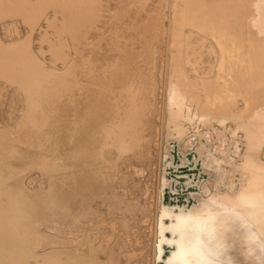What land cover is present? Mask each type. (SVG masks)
Instances as JSON below:
<instances>
[{
  "label": "rangeland",
  "instance_id": "374dc122",
  "mask_svg": "<svg viewBox=\"0 0 264 264\" xmlns=\"http://www.w3.org/2000/svg\"><path fill=\"white\" fill-rule=\"evenodd\" d=\"M55 1L19 0L25 14L33 10L29 23H35L31 24L34 28L24 13L2 10L0 14L7 15L0 18V189L6 193L14 188L11 195L7 193L9 200L15 203L18 197L28 204L18 201L15 206L5 198L4 190L0 191V212L9 208L8 214H0L1 220L6 218L4 223L0 221L4 224L0 226V264H159L162 213L171 212L162 227L173 230L202 213L195 204L188 207L185 198L170 202L174 210L161 202L165 153L175 136L171 135L174 111L179 102L185 105L197 96L203 99L208 83L211 93L214 86L219 89L217 75L220 80L234 82L225 42L236 43V52L245 56L244 61L264 71V0H93L89 14L81 21L72 12L77 0ZM93 7L95 16L91 15ZM192 9V16L205 20L186 22L180 36L181 16ZM176 75L180 77L177 87L171 86ZM206 75L212 79L205 80L207 84L203 79ZM231 87L236 93V86ZM183 88L189 90L182 92ZM125 101L139 108H128ZM184 105L182 111L189 110L190 117L198 118ZM116 118L136 123L131 125L140 144L132 139L135 134L126 138L129 141L125 140L124 146L115 144L118 149L109 141L106 126ZM192 130L195 144L197 128ZM165 193L167 197L168 190ZM247 197L246 205L255 202ZM22 206L28 212L22 213ZM9 212L14 225L8 219ZM249 212L264 214V207ZM5 226L9 227L7 234L2 233ZM210 226H203L204 237L199 241L203 252L200 264H264V252L255 253L253 262L244 263L236 262L217 244L213 248ZM22 227L28 236L26 232L22 235ZM2 239H7L9 250H2Z\"/></svg>",
  "mask_w": 264,
  "mask_h": 264
},
{
  "label": "bare ground",
  "instance_id": "6f19581e",
  "mask_svg": "<svg viewBox=\"0 0 264 264\" xmlns=\"http://www.w3.org/2000/svg\"><path fill=\"white\" fill-rule=\"evenodd\" d=\"M49 1H51V0H49ZM40 2H42V1H39V3ZM34 3H35V1H34ZM36 3H35V5H36ZM92 3H94L93 0H77L76 5L74 4L75 5V8H73L74 11L72 10V12L75 16V19L77 18L80 21H81V19H85V16L87 14H89L90 7H91L90 4H92ZM3 4H5V5H3ZM56 5H57V3H56ZM23 6L24 5L21 4V2L19 3V0H0V14L3 13L2 10L6 11V12H11L13 14L14 13H24V17H25V19H28L27 23H29V19L32 18L31 12L33 10L29 11L30 13L28 12L27 14H25ZM93 6L95 7L94 4H93ZM37 7H38V5H37ZM94 7L92 8V11H91L92 16H95L94 15L95 14L94 13ZM61 8H62V6H61ZM191 12H194L193 9L190 11L188 10L185 13L183 12V14L181 16V22H179L182 25V29L179 32L180 36H182L181 34H183V32H184L183 26L186 22L192 23L191 21L196 20V19H200L201 21L205 20L203 17L198 18L196 16H192ZM39 14H36V15H39ZM5 15H6V13H5ZM17 15L19 16V14H17ZM40 15H42V14H40ZM66 15L68 16V14H66ZM190 15H191V19L188 18ZM34 16H33V20H35ZM139 16H140V14H139ZM1 17H3V16L1 15L0 18ZM5 17H3V18H5ZM10 17H12V15H10ZM24 17H22V19H24ZM46 18L49 19V17H46ZM29 24H30V26H31V24L35 25V23H33L32 21ZM62 24H64V23H62ZM64 26H66V25H64ZM31 27L34 28V26H31ZM31 27H30V29H31V31H33L32 30L33 28H31ZM149 36H151V35H149ZM22 40L23 39H21V42H22ZM17 41H19V40H17ZM19 42H16L18 44V46L19 45L22 46L21 44H19ZM12 44H14V43H12ZM12 46H16V45H12ZM224 46L226 47L224 50L228 53V59H232V63L230 65L229 73L231 74V77L233 78L234 82L232 80H230L229 78H225L224 80H220V79H218V75H217V80L215 82V85H217L219 87V89L216 86H214V88L212 89V93H211V84H209V83L207 84L205 80H207L209 82L212 81L210 76H213L214 74H212L210 76H208V75L203 76L204 82L207 84V85L206 84L205 85H206V87L209 88V89L207 88V93L205 94V97L203 99H201V97L197 98V97H199V96H197L194 99V102L186 103L185 105H184V103L180 104V102H179L178 108L176 109V111H174V114H173L172 129L174 132H172L171 135H175V136H173L170 139V143L168 144L167 151L165 153V155H166L165 175H164V179H163L161 202L167 209L170 208L171 210H174L175 206H173L172 203L170 204V202L182 201L185 198L188 207L192 206V204H195L200 209V211H202V213L200 215H198L197 218H194V220L186 221V222H188L187 224H185L186 227L182 226L180 229H178L179 232H178V230H173L166 225H163V227H162V224H164V222L169 220V218L167 216H169V214L171 212H168L169 211L168 210L165 213L164 212L162 213V216L160 217V220H159V225L161 227L160 244H159V249H158V261H159L158 263L159 264H200L201 255L203 254V252H202L199 241L204 237L203 236V226L205 224L211 225L210 226V228H211V235L210 236L212 237V243L214 244V245L212 244L213 248L217 244L220 248H218L216 246L215 247L216 249L218 248L220 250L230 252L233 259H235L236 262H238V260H240L244 263L253 262L254 261L253 256L255 253L264 252V214H252L251 215L250 213H252V212H249L254 207L255 208L259 207V206L264 207V71L259 67L255 68V66L253 64H249V63L245 62L244 58H243L244 55L239 53V52H236V50L238 48L236 43L225 42ZM232 47H234L235 50H233ZM19 50H22V48H20ZM32 53H34V52H32ZM55 54H58V53H55ZM65 55L67 56V54H65ZM66 56H65V58H66ZM38 59H39V57H38ZM75 59H76V57H75ZM67 60H69V59H67ZM80 61H81V59H80ZM83 64H84V62H83ZM10 65H11V63H10ZM16 66L17 65H15V67ZM43 67H46V66H43ZM141 67H142V65H141ZM64 68H66V66ZM40 69H42V68H40ZM81 70L83 71V68ZM127 70H129V69H127ZM135 70H136V68H135ZM84 72L87 73L86 71H84ZM89 72H88V75H89ZM201 73H204V72H201ZM218 74H219V78H220L221 77V71L218 70ZM58 75H59V73H58ZM98 76H99V74H98ZM178 76L179 75H176V81L174 83H172L171 86H173V84L174 85L176 84V87H177V81L180 78ZM90 77L91 76H89V78ZM198 77L201 78L202 75H198ZM22 78L24 79V77H22ZM29 79H30V77H29ZM83 79H85V78H83ZM130 79H131V77H130ZM191 79H192L191 77L188 78L189 81H192ZM20 80H22V79H20ZM185 80H187V79H185ZM39 81H37V82H39ZM41 82L42 81H40V83ZM120 82L122 83V81H120ZM76 84H74V85H76ZM137 84H138V82H137ZM68 85H70V84H68ZM79 85H80V82H79ZM233 85L236 86V90H237L236 93H234V94L232 93L233 90L231 87ZM37 86H39V84ZM140 86L141 85H139V87ZM194 86H195V84H194ZM190 88H191L190 90H193L192 87H190ZM187 90H189V89H186V88L181 89L182 92L183 91L185 92ZM78 91H80V90L78 89ZM171 91H172V89H171ZM80 93H83V92L80 91ZM117 93H118V91H117ZM38 94H40V92ZM77 94H78V92L76 93V95ZM133 95H134V93H133ZM94 97H95V95H94ZM151 98H152V96H151ZM57 99H58V97H57ZM70 99H71V97H70ZM130 100L132 101V99H130ZM71 101H73V99ZM118 102H120V100H118ZM123 102H122V104H123ZM126 102L127 101H125V103ZM141 102H142V100H141ZM120 104H117V105L120 106ZM131 105H133V104L129 102L127 104V107L134 109L131 107ZM183 105L186 106L187 109L192 108L193 114L194 115L197 114L198 118L194 119V118L190 117L186 113V111H189V110L182 111ZM134 107H135V109H134L135 111L139 108V106H137V105H135ZM100 108H101V106H100ZM106 109H109V107L107 108V106H106ZM114 110H116V109H113L112 111L106 110V112L110 111V115H112V112ZM123 115H125V114H123ZM133 116H134V113H133ZM128 118H125L123 120L116 118L115 120L113 119L114 121L112 120L113 123L111 122V124L109 126L105 125L106 126V137L114 145L115 144L118 145L119 148L124 146L123 143L125 142L126 138H128V136L129 137L133 136L137 131V130L134 131L135 128H133V125L135 122H132V123L129 122ZM131 118H133V117H131ZM71 120H72V118H71ZM131 120L133 121V119H131ZM131 124H133V125H131ZM135 125H136V123H135ZM37 126H39V125H37ZM138 126L136 127L137 129H138ZM140 126H142V125H140ZM192 126L197 128V130H196L197 133L195 132V135H197L198 141L195 144H194L195 140L193 139L194 133H191L193 131ZM139 129H140V127H139ZM132 130H133V132H132ZM138 135H139V133H138ZM134 136L132 137V139L135 138V143L137 141V144H138L139 143L138 141L140 138L137 135L135 137ZM136 137H138L139 139L137 138L138 140H136ZM241 137H243V138L240 140L239 138H241ZM128 141H129V139H128ZM241 142H242V145H241ZM116 145H115V147H117ZM133 146H134V144L131 147H133ZM118 147H117V149H118ZM127 149L128 148L125 147V150H127ZM174 149H175V151H174ZM187 150L188 151L191 150L190 151V152H192L191 156L188 154L190 152H188ZM118 152H119V150H118ZM55 162H57V161H55ZM54 166H56V165H54ZM12 187L13 186H11V188ZM0 188H1V186H0ZM6 188H8V186H6ZM13 189H11V192L14 191ZM3 190L0 189V191H2L1 194L3 193ZM166 190H168V193H169L167 195V197L165 196ZM6 191L7 192L5 193V190H4V193H5L4 195H6L5 198L6 197L8 198L7 193H9L10 190L6 189ZM11 192H10V195H11ZM19 193H21V191H19ZM19 193H17V194H19ZM22 193H24V192H22ZM12 194H13V196L16 195L15 192H13ZM248 195L253 197L255 202H252L251 204L246 205L245 203L247 202V198H248L247 196ZM24 196H22V197L24 198ZM14 198H16V197H14ZM26 198H28V196L27 197L25 196V199ZM16 199H17V201H15V203H12L11 202L12 200L10 201L9 198H8V201H10L11 204L15 205L18 201H20V199L18 200V197ZM25 199H23V200H25ZM248 199L250 200V198H248ZM0 200H1V198H0ZM2 200H3V198H2ZM5 200H7V199H5ZM21 201H20V203L24 202V201H22V202ZM1 202H3V201H1ZM10 202L8 203L9 206L11 205ZM25 204H27V203H25ZM26 206L28 207V204ZM30 207H32V206H30ZM209 208H212V209H209ZM2 210H1L0 214L2 212L7 211V210L5 211L4 209H2ZM22 210H23V206H22ZM24 210L22 211V213L23 212L26 213V211H27L25 209V206H24ZM16 211H18V210L16 209ZM3 214L4 213H2V215ZM7 214H8V211H7ZM9 214H10V212H9ZM30 214H31V212H30ZM30 214L28 213V216ZM10 215L12 216V214H10ZM10 215H8V216H10ZM16 215H19V213L14 214V216L17 218ZM8 216H5V217H8ZM11 216L8 219L13 218V216L12 217ZM26 216H27V214H26ZM0 217H1V215H0ZM3 219L5 220L6 218L3 217ZM3 219L2 220L0 219V221L3 222ZM12 220H14V219H12ZM12 220H11V222H12ZM150 221H148V222L151 224L152 222H150ZM6 222H7V220H6ZM8 222H10V221L8 220ZM11 222L9 224H11ZM17 222H18V220H17ZM19 222H20V220H19ZM14 224H16V222L13 223V225ZM24 224L25 223H23L22 225H24ZM29 224L31 225V223H29ZM17 225L14 227H17ZM20 225L18 226L19 228H20ZM0 226L3 227L4 224H2ZM8 226L10 227V225H8ZM149 226H151V225H149ZM27 227H28V225H27ZM31 227H32V225H31ZM153 227H154V225H153ZM156 227H157V224H156ZM13 228L11 230H13ZM5 229H6V226L4 227V231H2V233L5 232V234H7L8 232L6 233ZM14 229H16V228H14ZM27 229H29V227ZM11 230L10 231L8 230V231L12 232ZM23 230H24V228H23ZM23 230H22V235L24 236L23 232L24 233L26 232L27 234L25 233L26 234L25 236H28V232L26 230H24V231ZM112 230H114V229H112ZM154 230H153V232H155V238H156L157 228L155 231ZM33 231H35V229ZM33 231L31 229V232H33ZM148 232H147V234H148ZM5 234H3V238H4ZM18 235L20 236V234H18ZM14 236H17V235H14ZM20 237L18 238V240L21 239ZM172 237H175V238L178 237V239L175 240ZM26 238L29 239L30 237L29 238L26 237ZM146 238H148V237H146ZM6 241H7V239L6 240L2 239V242H3L2 250H9V245H8V242H6ZM11 241L13 242L14 240H11ZM19 242L20 241H18V244H19ZM26 242H27V240H26ZM152 242H153V239H152ZM222 243H223V245L221 246ZM22 244H23V242H22ZM22 244H20V246H22ZM105 245H106V243H105ZM12 246L13 245H11V247ZM25 246H26V244H25ZM108 246H109V244H108ZM109 247H111V246H109ZM151 247H152V245H151ZM103 248L105 249V247H103ZM16 249H18V248H16ZM20 249L21 250L23 249V252H25L23 247L22 248L20 247ZM148 249H150V248H148ZM206 250L208 251V249H206ZM13 251H14V248H13ZM18 251H19V249H18ZM129 251H128V253H129ZM153 251H154V257H156V252H155V250H153ZM105 252L107 253V251H105ZM15 253L17 254V252H15ZM18 255L20 257V254H18ZM108 255H109V253H108ZM148 255L149 254H147V256ZM8 256L6 254V257H8ZM24 256H25V253H24ZM4 257L5 256H2V258H4ZM21 257H22V255H21ZM21 257H20V259H21ZM6 259L7 258H5L4 260L6 261ZM11 259H13V258L10 257V260ZM20 259H17V260H20ZM100 259H102V258H100ZM13 260H15V258ZM49 260H51V259L46 260V262ZM7 262H9V261L7 260ZM116 262H117V260H116ZM40 263H38V264H40ZM49 264H51V263H49ZM56 264H58V262H56ZM120 264H121V262H120Z\"/></svg>",
  "mask_w": 264,
  "mask_h": 264
}]
</instances>
